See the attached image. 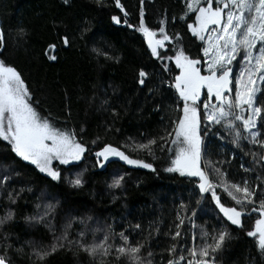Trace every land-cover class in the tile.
I'll return each mask as SVG.
<instances>
[{"label": "trees", "instance_id": "trees-1", "mask_svg": "<svg viewBox=\"0 0 264 264\" xmlns=\"http://www.w3.org/2000/svg\"><path fill=\"white\" fill-rule=\"evenodd\" d=\"M120 3L127 17L116 7L115 0H102L100 4L96 0H67V3L65 0H0L1 28L6 41L4 58L21 72L44 114L53 117L58 126L74 130L88 148L81 161L70 165L53 162L61 171V178L54 181L16 157L10 144L0 139V164L10 165L19 173L7 190L25 189L14 205V220L4 228L11 233L14 247L23 248L22 253H9L12 264H32L28 258L31 250L28 242L50 244L53 231L49 230V223L55 225L54 231L59 234L73 217L77 220L73 221L70 238L85 229L86 225L78 222L81 218H91L87 219L89 228L111 224L116 232L125 231L132 240H144L149 235V225L158 226L151 239L145 240V251L149 248L153 251L155 264H167L172 258L167 252L172 243L190 247L193 233L197 237L195 242L200 243L199 226L223 227L230 233V239L217 254L216 264H264V254L259 251L256 238L247 235L258 213L242 217L243 227L231 225L215 207L210 193L200 197L195 178L165 171L169 166L167 152L162 153L157 147L149 156L147 152L128 149L129 138L144 142L164 135L166 127L171 131L170 120L177 115L173 111L174 89L166 83L177 70L174 62L151 56L142 34L136 31L141 10L149 27L158 29L164 20L170 36L179 33L181 43L193 58L199 57L203 44L187 30V23L193 17L181 19L184 0H120ZM113 15L120 18V24L112 21ZM125 19L127 25L123 22ZM19 29L24 30L23 36L19 35ZM64 37L68 38L67 45L63 43ZM49 45L54 48L49 50ZM96 48L107 51L113 59L97 56L93 51ZM160 51L167 57L174 55L172 44ZM165 64L171 71L164 70ZM141 69L148 74L143 85L139 83ZM217 140L214 136L208 144L206 158L224 161L220 167L234 182L256 175L259 177L255 179L257 191L264 192V170L255 166L248 174L239 167L238 157L231 158L218 148ZM106 143L121 148L134 159L152 163L155 171L128 165L118 157L99 164L95 152ZM225 143L242 157L243 164L253 167L251 157L245 155L249 150L247 143L243 151L228 139ZM80 172H83L84 184L73 187L66 178ZM120 176L123 177L121 186L110 187L114 178ZM261 198L264 197L256 199ZM222 202L233 206L226 196ZM47 204L54 209L44 223L25 219L43 212ZM182 204L187 210L181 208ZM3 207L6 205L0 198V215ZM192 209L196 210L197 227L194 229L185 219L180 227L181 237L172 240L179 223L177 213L181 218L191 217ZM137 224L141 228L133 231ZM91 239L89 235L88 241ZM179 254L178 251L176 255ZM46 264L98 262L78 248L65 247L50 255ZM108 264L126 262L110 257Z\"/></svg>", "mask_w": 264, "mask_h": 264}, {"label": "snow or ice", "instance_id": "snow-or-ice-1", "mask_svg": "<svg viewBox=\"0 0 264 264\" xmlns=\"http://www.w3.org/2000/svg\"><path fill=\"white\" fill-rule=\"evenodd\" d=\"M96 2L100 4L102 0ZM184 3L181 19L193 17L187 23V30L203 44L198 58L188 54L179 33L174 36L167 33L164 20L160 21L158 29L149 27L141 10L136 31L142 34L152 57L174 62L177 70L166 82L170 89H174L176 106L173 111L177 115L170 120L171 131L166 127L164 135L144 142L129 138L128 149L132 152L144 151L149 156L157 147L162 153L167 152L169 166L165 171L195 178L200 197L210 193L215 207L231 225L243 227L242 217L258 213L247 235L256 238L257 247L264 254V198L256 199L257 196L264 197V192L258 193L257 185L248 179L235 182L228 179L227 173L220 167L224 161L206 158V138L212 134L221 141L228 139L241 151L247 143L249 150L245 155L251 157L253 167L245 171H254L255 166L264 170V0H184ZM115 5L127 17L120 0H115ZM111 19L116 24L121 23L115 15ZM123 22L128 24L127 19ZM18 32L20 36L24 35L23 29ZM62 39L65 45L69 43L67 37ZM169 44H172L174 55L167 57L160 50L166 49ZM48 47L51 50L54 45ZM5 49V34L0 28V139L10 144L16 157L58 181L61 171L54 167L53 162L70 165L71 162L81 161L88 148L74 130L58 126L53 117L44 114L40 101L34 98L21 72L4 58ZM93 51L106 60L113 59L101 48ZM234 62L239 66L235 71ZM164 70L171 71L168 64L164 65ZM147 75L143 69L139 71L141 85ZM95 156L99 164L110 157H118L128 165L155 171L152 163L134 159L111 143L99 148ZM18 175L12 166L0 164V198L6 205L0 215V264H12L10 252H23V248L14 247L11 233L4 231L5 226L14 220V205L25 191L24 188L7 190L13 177ZM66 179L73 187L84 184L83 172ZM122 181V176L116 177L110 187L118 188ZM5 191L6 195H2ZM221 193L230 199L233 206L222 202L224 196ZM196 203L199 205L201 200ZM181 208L187 210L183 204ZM53 209V205L47 204L43 212L25 219L44 223ZM195 214V209H192L191 217L181 218L177 213L179 223L172 233V240L181 237L180 227L185 219L192 223L194 229L197 227ZM87 219H79L78 222L86 227L75 238H70V230L77 218L73 217L65 223L59 234L54 231L55 225L49 223V230L53 231L50 244L28 242L31 249L28 258L32 264H46L50 255L65 247L78 248L98 264H108L110 257L116 261L124 260L126 264H155L153 251L150 248L145 251V240L151 239L158 226L149 225V235L144 240H132L125 231L116 232L111 224L89 228ZM140 228L137 224L133 231ZM89 235L92 237L90 241ZM192 239V245L187 248L183 244L172 243L167 249L172 257L167 264H181L182 261L185 264H216L217 254L230 239V233L223 227L218 229L204 224L199 226L201 242H195V233ZM178 251L180 254L176 255Z\"/></svg>", "mask_w": 264, "mask_h": 264}, {"label": "rangeland", "instance_id": "rangeland-1", "mask_svg": "<svg viewBox=\"0 0 264 264\" xmlns=\"http://www.w3.org/2000/svg\"><path fill=\"white\" fill-rule=\"evenodd\" d=\"M238 59H240V57H238ZM235 64H236V62H234V71L235 70H238V64H236V66H235ZM210 136V139H207L208 137ZM209 136L206 138V144H207V147H208V144L209 143H212V140H213V138H214V135H212V134H209ZM216 138V137H215ZM209 141V142H208ZM216 143H217V145H218V148L220 149V150H223L224 152H227L228 153V155H229V157H238V161H239V167L242 169V170H244L245 171V169H249L250 167L248 166V165H245V164H243V162H242V157L240 156V155H238L234 150H232V149H229V147L227 146V144L225 143V140H223V141H221V140H217L216 141ZM242 165H243V167H242ZM246 172V171H245ZM248 172H250V173H248V174H251V171H248ZM243 179H248L250 182H252L253 184H255V185H257V183L255 182V179H257V176L256 175H248L247 177H243L241 180H243Z\"/></svg>", "mask_w": 264, "mask_h": 264}, {"label": "water", "instance_id": "water-1", "mask_svg": "<svg viewBox=\"0 0 264 264\" xmlns=\"http://www.w3.org/2000/svg\"><path fill=\"white\" fill-rule=\"evenodd\" d=\"M0 28H1V19H0ZM145 42V41H144ZM145 45H146V43H145ZM146 47H147V45H146ZM148 49V48H147ZM149 50V49H148ZM150 51V50H149Z\"/></svg>", "mask_w": 264, "mask_h": 264}]
</instances>
